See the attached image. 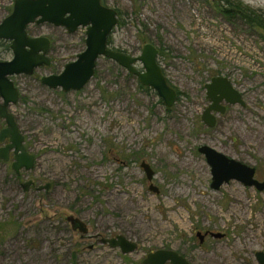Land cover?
Returning a JSON list of instances; mask_svg holds the SVG:
<instances>
[{"label":"rangeland","instance_id":"rangeland-1","mask_svg":"<svg viewBox=\"0 0 264 264\" xmlns=\"http://www.w3.org/2000/svg\"><path fill=\"white\" fill-rule=\"evenodd\" d=\"M232 1L264 18V0ZM14 2L0 0V23ZM102 3L119 12L110 48L131 56L146 43L160 48L159 64L178 100L165 107L155 90L105 57L83 90L50 89L41 78L77 59L86 48V28L69 34L47 23L30 25L29 34L50 39L52 63L12 77L20 100L10 111L36 162L16 174L12 160H0V264H143L162 249L191 264H261L264 191L238 181L214 190L211 167L198 149L207 145L252 166L264 181V28L225 16L223 0ZM0 53L1 60L13 59L10 45ZM219 76L231 81L245 105L223 103L225 113L209 128L201 120L210 104L205 85ZM5 127L0 118V131ZM143 162L155 172L152 182ZM29 180L34 186L25 192ZM48 183L49 190L38 191ZM69 216L82 219L89 235L73 231ZM198 232L225 236L201 242ZM116 235L138 250L123 255L98 244Z\"/></svg>","mask_w":264,"mask_h":264},{"label":"water","instance_id":"water-1","mask_svg":"<svg viewBox=\"0 0 264 264\" xmlns=\"http://www.w3.org/2000/svg\"><path fill=\"white\" fill-rule=\"evenodd\" d=\"M51 24L65 28L69 34H74L79 28H86V48L77 55V59L65 65L60 74L43 76L41 82L50 89H60L64 93L83 90L93 79L96 73L97 62L100 57L110 59L120 65L129 74L138 78L141 86L151 88L157 92L165 107L172 108L177 100L178 93L170 85L159 64V48L146 43L139 56H131L124 52L113 50L109 45V37L119 24V14L115 9L102 4V0H15L12 12L0 23V39L11 41L13 59L0 61V118L6 127L0 131V143L9 141L0 148V160L9 162L11 152L13 159L11 168L16 174L22 170L31 171L35 167L36 158L25 146V136L19 129L15 116L8 107L16 105L20 100V93L12 76H31L38 68L48 67L51 60L47 53L51 41L47 37H30V25ZM138 64L142 69H138ZM209 106L202 114V122L209 128L217 123L216 114H224L225 105L244 106L241 93L234 88L226 77H214L205 85ZM198 151L205 156L211 167L214 190H219L230 181H238L246 187H253L259 192L264 191V181L256 178V168L204 145ZM141 167L146 173L148 181L152 182L155 172L148 163L143 162ZM34 181L29 180L23 185L24 191H29ZM51 184L38 187V191L49 190ZM150 190L159 193L153 184ZM66 221L71 229L79 232L82 237L89 235L87 224L80 218L69 216ZM210 235L222 239V233H197L201 242ZM98 244L120 249L123 255H129L138 250V244L124 235L111 238H99ZM256 257L264 264V252H257ZM143 264H191L189 260L173 250H157L151 252L143 260Z\"/></svg>","mask_w":264,"mask_h":264},{"label":"trees","instance_id":"trees-1","mask_svg":"<svg viewBox=\"0 0 264 264\" xmlns=\"http://www.w3.org/2000/svg\"><path fill=\"white\" fill-rule=\"evenodd\" d=\"M223 1H224V6L222 8V12L228 18L238 17L240 19L247 20V22H249V23H252V24L254 23V24L264 28V18H262L257 12L250 9V7L242 5L241 3L233 2L232 0H223ZM110 43L111 42H109V45H110ZM115 50L124 52V51L118 50V49H115ZM160 55H161V53H160ZM15 176H16V178H18V175H15Z\"/></svg>","mask_w":264,"mask_h":264},{"label":"flooded vegetation","instance_id":"flooded-vegetation-1","mask_svg":"<svg viewBox=\"0 0 264 264\" xmlns=\"http://www.w3.org/2000/svg\"><path fill=\"white\" fill-rule=\"evenodd\" d=\"M103 4V3H102ZM12 12V11H11ZM10 12V13H11ZM119 14V13H118ZM10 15V14H9ZM8 15V16H9ZM6 18V17H5ZM29 34V33H28ZM29 36L30 37H40V36H33V35H31V34H29ZM6 45H10V48H11V41H7V40H2V39H0V47H6ZM50 47H51V44H50ZM50 50V49H49ZM49 50H48V53H49ZM159 50H160V48H159ZM48 53H47V55H48ZM160 53H161V50H160ZM0 56H1V53H0ZM159 57H160V55H159ZM0 61H7V60H1V57H0ZM52 63V62H51ZM13 77V76H12ZM12 77H11V80H12ZM13 81V80H12ZM14 82V81H13ZM14 84H15V82H14ZM15 86L17 87V89H18V86L15 84ZM19 90V89H18ZM177 91V90H176ZM179 91H177V93H178ZM19 93H20V91H19ZM178 97H179V93H178ZM3 98L2 97H0V104H2L3 103ZM224 105V104H223ZM11 106H12V104L8 107V109H9V111H10V108H11ZM226 107V106H225ZM11 112V111H10ZM2 119V118H1ZM9 143V141L8 140H6L4 143H1V146H0V148L1 147H4L5 145H7ZM13 159V152H11V160ZM33 186H34V184H33ZM32 187V186H31ZM97 236H100V235H97Z\"/></svg>","mask_w":264,"mask_h":264}]
</instances>
